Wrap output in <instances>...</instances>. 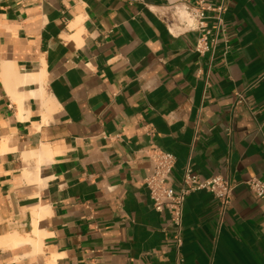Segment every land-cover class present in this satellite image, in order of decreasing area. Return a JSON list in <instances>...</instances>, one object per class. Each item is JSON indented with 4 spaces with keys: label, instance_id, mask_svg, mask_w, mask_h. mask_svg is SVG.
<instances>
[{
    "label": "crops",
    "instance_id": "crops-1",
    "mask_svg": "<svg viewBox=\"0 0 264 264\" xmlns=\"http://www.w3.org/2000/svg\"><path fill=\"white\" fill-rule=\"evenodd\" d=\"M183 1L0 0V240L40 235L0 264H174L169 214L143 184L156 149L175 158V188L187 164L234 185L225 209L186 198L184 264H264V200L247 186L264 180V0H229L226 55L197 54V33L148 10ZM6 64L41 71L42 90L17 88L41 91L21 120Z\"/></svg>",
    "mask_w": 264,
    "mask_h": 264
},
{
    "label": "built area",
    "instance_id": "built-area-1",
    "mask_svg": "<svg viewBox=\"0 0 264 264\" xmlns=\"http://www.w3.org/2000/svg\"><path fill=\"white\" fill-rule=\"evenodd\" d=\"M229 0H217L213 4H205V0L189 2L184 0L162 9L148 8L156 17L167 24L168 32L173 35V25L179 28L178 34L194 32L198 34L194 52L203 55L214 53L221 44L223 55L229 52L225 14ZM245 100L238 95L237 105ZM150 166L143 184L149 192L153 210L157 213L167 211L173 234L167 240V245L175 251L174 264H184L180 255L182 247L183 209L186 198L195 192H208L218 201L221 209L229 206L234 185L221 175L202 178L193 173L187 164L177 188L173 186L172 173L175 165L173 155L156 149L149 157ZM252 194L259 200H264V180L251 179L247 182Z\"/></svg>",
    "mask_w": 264,
    "mask_h": 264
},
{
    "label": "bare ground",
    "instance_id": "bare-ground-1",
    "mask_svg": "<svg viewBox=\"0 0 264 264\" xmlns=\"http://www.w3.org/2000/svg\"><path fill=\"white\" fill-rule=\"evenodd\" d=\"M173 26H175V25H173ZM177 28V29H176ZM173 32H176L177 30L179 31V28L177 27V26H175L173 29ZM171 30V31H172ZM177 31V32H178ZM13 62V61H12ZM12 65V64H11ZM12 70H13V68H12ZM12 70H11V68L9 67V64H6L5 65V67H4V69H3V74L1 75L2 77H3V79L5 80V82L6 81H8L7 83H9L8 84V86H7V92H8V94L11 96V98H12V101L14 102V103H16L17 105H18V108H19V112H20V115H19V117H20V120L22 119V117H21V113H22V102H23V100H24V98H26L27 96H32V97H34V96H36L37 94H39V93H37L38 91V89L37 90H34V91H37L36 93L33 91L32 93H30L29 95L27 94H20V93H18L17 92V88H19V87H23V86H26V85H28V84H32V83H39V86H41L42 85V80L39 78V77H37V75L38 74H40V72L39 73H36V74H33V75H28V74H26V75H19L18 73L19 72H17L18 70H14V71H16L17 72V74H16V72L14 73V71L12 72ZM1 72V71H0ZM40 76H42V74L40 75ZM43 78V77H42ZM43 83H44V81H43ZM41 84V85H40ZM7 85V84H6ZM42 86H44V84L42 85ZM42 86L41 87H39L40 89L39 90H42ZM43 93V92H42ZM36 94V95H35ZM40 95V94H39ZM42 96V95H41ZM43 96H44V94H43ZM35 98V97H34ZM12 102V103H13ZM43 108V107H42ZM25 113V112H24ZM17 116V115H16ZM1 145H4V144H1ZM1 145H0V147H1ZM1 149V148H0ZM3 149H4V147H3ZM3 149H1V150H3ZM1 153V152H0ZM43 156V155H42ZM33 157H35V158H38L39 159V161H41V163H42V158H41V160H40V155L38 154V153H36V152H31V153H29V154H24V160L25 161H27L28 159H30V158H33ZM37 159V160H38ZM39 163V162H38ZM38 171L39 170H37L34 174L33 173H29V172H25L24 173V177H25V179H26V181L27 182H37L38 183V181H40L39 180V176H38ZM24 179V180H25ZM32 183V184H33ZM29 184V183H28ZM31 184V183H30ZM38 239L39 241H40V235H39V233H37V232H35L34 233V237H33V239L32 238H29V237H27V238H22V237H19V236H13V237H10L9 239H5V240H0V248H6V247H17V246H19V245H21V244H25V243H29V244H31V245H34V246H36L37 244H38V241H36V240Z\"/></svg>",
    "mask_w": 264,
    "mask_h": 264
}]
</instances>
